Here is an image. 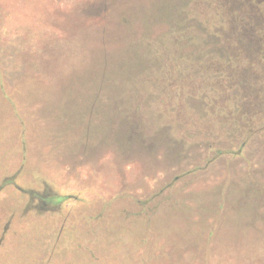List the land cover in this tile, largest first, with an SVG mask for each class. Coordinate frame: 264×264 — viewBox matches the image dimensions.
<instances>
[{"label": "trees", "instance_id": "obj_1", "mask_svg": "<svg viewBox=\"0 0 264 264\" xmlns=\"http://www.w3.org/2000/svg\"><path fill=\"white\" fill-rule=\"evenodd\" d=\"M118 20L124 43L84 75L81 100L64 104L61 121L80 120L83 154L105 145L120 164L162 165L150 193L126 194L123 211L142 228L134 252L168 254L171 245H156L168 222L197 228L195 250L223 227L263 239L264 0H140ZM69 136L60 132L67 147Z\"/></svg>", "mask_w": 264, "mask_h": 264}, {"label": "rangeland", "instance_id": "obj_2", "mask_svg": "<svg viewBox=\"0 0 264 264\" xmlns=\"http://www.w3.org/2000/svg\"><path fill=\"white\" fill-rule=\"evenodd\" d=\"M32 1L35 13L26 16L0 5V264H264V238L253 240L251 231L220 228L196 251L197 228L181 222L157 226L168 234L156 245H171L168 254L134 252L131 235L142 228L123 211L126 194L150 193L162 165L120 164L105 145L83 154L80 120L65 113L63 127L61 112L67 101L76 109L85 74L112 62L126 30L118 18L140 0ZM60 132L70 134L68 147Z\"/></svg>", "mask_w": 264, "mask_h": 264}, {"label": "crops", "instance_id": "obj_3", "mask_svg": "<svg viewBox=\"0 0 264 264\" xmlns=\"http://www.w3.org/2000/svg\"><path fill=\"white\" fill-rule=\"evenodd\" d=\"M22 2V3H21ZM41 5V1L39 2ZM0 5L2 7L7 8L8 13L12 15H30L31 13H35L34 3L32 0H29V5L26 4V0H0ZM44 5V3H42ZM32 10H31V8Z\"/></svg>", "mask_w": 264, "mask_h": 264}]
</instances>
